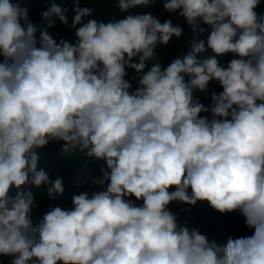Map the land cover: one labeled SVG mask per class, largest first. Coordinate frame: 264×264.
<instances>
[{"label": "clouds", "instance_id": "clouds-1", "mask_svg": "<svg viewBox=\"0 0 264 264\" xmlns=\"http://www.w3.org/2000/svg\"><path fill=\"white\" fill-rule=\"evenodd\" d=\"M23 0H0V257L10 264H264V15L262 0H117L103 22L74 0L34 24ZM190 51L164 66L158 46L184 30ZM143 9L144 11H138ZM57 20L74 42L49 31ZM208 26L207 39L203 36ZM208 50L214 54L198 59ZM232 54L222 65L217 57ZM149 61H154L149 67ZM135 75L129 79L128 70ZM187 77V81L185 79ZM132 80L136 81L133 87ZM215 81L211 103L194 98ZM62 142L103 160L99 190L55 206L33 226L24 186L63 194L36 149ZM15 195H10L12 189ZM206 202L250 235L218 243L170 205ZM189 208L182 211L188 212Z\"/></svg>", "mask_w": 264, "mask_h": 264}, {"label": "trees", "instance_id": "trees-1", "mask_svg": "<svg viewBox=\"0 0 264 264\" xmlns=\"http://www.w3.org/2000/svg\"><path fill=\"white\" fill-rule=\"evenodd\" d=\"M16 2V0H12ZM55 2L62 8L68 9V19L71 23L73 11L75 7L74 0H23L21 7H27L29 16L34 24L42 27L40 13L47 10L51 3ZM79 7L92 9V14L87 19H97L103 22H108L112 19L122 18L123 13L119 11L117 0H79ZM154 14L158 15L163 22L167 19H172L174 24H180L184 30L181 38H173L167 47L158 46L156 49L157 56L160 58L164 66H167L173 59L183 57L190 49V41L193 40L194 34L189 30L188 25L182 18L170 15L163 11L162 5L157 4L153 9H150ZM138 11H144L140 9ZM255 11L264 15V0ZM206 32L203 36L197 37L198 39H207L208 26L203 25ZM50 32L57 34V38H64L70 42H74V29L66 28L61 22L57 20L54 28L49 29ZM214 55L211 50L198 54V59H204L208 56ZM222 65L227 64L233 56L232 54H225L217 57ZM154 61H149V67ZM135 75L134 71L128 70V77L131 79ZM187 81V77H185ZM133 87L136 86V81L132 80ZM215 90L216 92L222 91L220 86L212 81L208 85L206 92L194 90V98L199 99L205 105L211 103L210 94ZM62 142H50L46 147L36 149L39 156L38 170L42 169L49 174L50 179L55 180L57 177L62 178L64 192L56 196L55 199H50L47 194V185L35 187L31 184L24 186V190H31L34 196V201L37 205L32 213L33 226H36L42 220L52 207L60 206L68 209L72 207L70 201L74 195L82 192H89L99 190L92 184V189L86 191L85 187L88 182L92 183L93 178H98L102 175L101 169L106 170V164L103 160L89 158L84 152L79 149L70 151L67 154L62 153ZM16 189H12L10 195H15ZM171 211L178 215L181 223L188 221L190 228H199L201 233L207 234L210 239H215L218 243L226 242L228 236L239 237L250 235V232L243 226L241 217L237 214L221 215L208 206L206 202H198L195 206L181 205L173 203L170 206ZM190 211H182L184 208H189ZM13 258L10 256L0 257V264H10Z\"/></svg>", "mask_w": 264, "mask_h": 264}, {"label": "built area", "instance_id": "built-area-1", "mask_svg": "<svg viewBox=\"0 0 264 264\" xmlns=\"http://www.w3.org/2000/svg\"><path fill=\"white\" fill-rule=\"evenodd\" d=\"M91 189H92V183L91 182H88L87 185H86V187H85V190L86 191H90ZM69 204L70 205L72 204V199H71V201H70Z\"/></svg>", "mask_w": 264, "mask_h": 264}]
</instances>
